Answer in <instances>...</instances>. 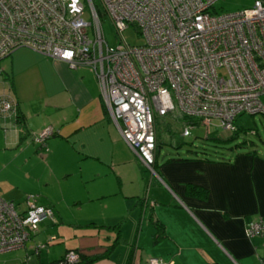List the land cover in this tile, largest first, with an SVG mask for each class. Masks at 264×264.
<instances>
[{
	"label": "crops",
	"instance_id": "0c3cea01",
	"mask_svg": "<svg viewBox=\"0 0 264 264\" xmlns=\"http://www.w3.org/2000/svg\"><path fill=\"white\" fill-rule=\"evenodd\" d=\"M0 64V89L7 88L16 101L15 117L0 124V152H8L11 160L21 158L23 166L34 158L47 170L43 177L25 170V179L31 178L33 191L40 195L36 203L50 207L57 223L73 220L51 193V176L67 181L78 171L82 199L72 202L78 207L88 204L81 221L97 233L107 232L94 246L65 243L53 251L44 242L36 252L41 242L36 243L32 233L18 248L22 254L4 260L29 264L33 254V264H48L72 249L84 255L104 254L91 264H146L148 257L160 258L161 264H258L264 241L246 237L243 230L247 222L264 216V155L235 145L230 152L208 155L191 150V156L159 161L158 147L151 173L122 140L88 67L69 69L62 61L26 48L15 49ZM175 118L164 117L167 137L173 133L170 121L178 122ZM198 124L203 125L193 126ZM46 125L53 134L39 148L45 152L40 157L35 151L25 155L36 146L31 134ZM174 158L183 160H170ZM136 180L144 182L143 188H136ZM188 184L205 194L187 195ZM9 201L22 207L21 196ZM154 220L162 227L159 236Z\"/></svg>",
	"mask_w": 264,
	"mask_h": 264
},
{
	"label": "built area",
	"instance_id": "2783aa9c",
	"mask_svg": "<svg viewBox=\"0 0 264 264\" xmlns=\"http://www.w3.org/2000/svg\"><path fill=\"white\" fill-rule=\"evenodd\" d=\"M215 1L96 0L94 6L91 0H0V61L26 48L69 69L88 67L122 140L154 173V115L176 112L233 132L236 116L264 114L259 99L264 93V0L220 13ZM85 8L90 21L82 17ZM98 12L119 37L113 46L103 38ZM127 28L141 43L123 40ZM15 115V99L1 88L0 124ZM193 125H184L180 134L186 136ZM52 134L46 125L30 139L44 148ZM51 217V208L38 205L32 194L21 208L0 198V253L22 248L37 225ZM243 233L264 241V216L247 222ZM42 246L37 244L35 252ZM78 259L68 250L55 264ZM161 263L146 259V264ZM258 264H264V256Z\"/></svg>",
	"mask_w": 264,
	"mask_h": 264
},
{
	"label": "rangeland",
	"instance_id": "374dc122",
	"mask_svg": "<svg viewBox=\"0 0 264 264\" xmlns=\"http://www.w3.org/2000/svg\"><path fill=\"white\" fill-rule=\"evenodd\" d=\"M252 3L253 0H216L213 3V8L216 13L232 12L250 7ZM82 17L90 21L89 13L86 8ZM100 27L103 38L108 45L113 46L119 41V37L115 34L114 28L107 18H102L100 20ZM121 36L126 43L131 45L139 44L142 41L131 28L124 29ZM259 99L264 106V93L259 96ZM161 121L162 119L158 118V131L160 133V140L162 141L158 148L159 161L169 156H191V150H197L198 152L204 150L208 155L212 153L220 154L230 152L231 148H234L235 145L242 146L243 149L246 150H254L258 154L264 155V114L262 113L253 115L240 114L236 116L233 122L236 128L235 132L222 130L214 124H210L208 127L198 124L189 127L186 136H181L180 134L184 125L171 120L170 125L173 133L170 134V140L162 130L163 123ZM168 142L172 144L177 142L179 146L174 148ZM34 151L39 157L45 152L44 149L39 150L38 145H31L27 149L25 155L32 156V152ZM20 159L21 158L11 160L8 152H0V190L2 192L4 191V193H2L3 197L0 196V198L9 201V199L12 200L13 197L16 198V196H21L23 200L27 194H32L35 196L38 203V196L40 195H38L36 191H33L36 185L32 182L31 178L25 179V170H29L33 172L34 175L40 177L45 176L47 170H45L34 158L30 159L26 166L20 165ZM2 164H4L3 167ZM88 183L89 181H86L85 186H87ZM135 185L136 188H143L144 182L142 181V183H139L136 180ZM49 188L55 198L61 199L59 206L61 210H63L64 215L73 221H62L57 223L55 216L52 214L51 218L40 222L37 225V230L33 232L32 238H34L36 243L41 242L40 244H43L42 247H44L48 242L47 248L56 251L65 246V243L70 246H86L87 244L94 246L97 242H100L107 232L99 230V233H97L98 230L96 231V228L90 227L87 224L83 225V221H81V218L85 216V208L88 204L83 202L80 204V207H78L77 203L72 202L74 199H82L79 198L80 194L83 193V189L78 171L70 175L67 181H62L61 177L51 176ZM49 220H51V222ZM69 223L73 224L71 225ZM55 230H57L59 234L57 237L55 235ZM51 236H55V238L51 240ZM20 251L21 254L24 252L23 250L17 249L0 254V264H15L14 262L22 264L19 260H4L5 258H16V254H20ZM43 251H45V248L42 249L40 253ZM29 257L32 259L29 261V264H33V260H36L35 256L29 254Z\"/></svg>",
	"mask_w": 264,
	"mask_h": 264
},
{
	"label": "trees",
	"instance_id": "16d2710c",
	"mask_svg": "<svg viewBox=\"0 0 264 264\" xmlns=\"http://www.w3.org/2000/svg\"><path fill=\"white\" fill-rule=\"evenodd\" d=\"M91 2L93 3V5L95 6L96 5V0H91ZM98 17L101 16L100 13L98 12ZM101 19V17H99ZM1 72V71H0ZM171 118L174 116L176 117L175 119L178 121V123H181L183 125H186V124H196L197 122L195 120H192L188 117H185L183 115H180L176 112H171V113H168ZM167 114V115H168ZM167 115H164V116H157V115H154L153 116V123H154V129H155V149H154V160H155V157H156V150L157 148L161 145V140H160V136H159V131H158V118L162 119V123H163V132H165L166 130L164 129L166 127V121L164 120V117L167 116ZM167 129V128H166ZM235 132V131H233ZM168 138L170 139V134L168 135ZM216 140H219L217 138H215ZM171 146H173L174 148H176V146L179 144V143H171V142H168ZM183 160L182 158H174V159H170V160ZM153 164H154V161H153ZM154 169V168H153ZM185 193L187 195H193V196H200V195H203L205 194V190L201 189V188H198V186H195V185H191V184H188L185 188ZM153 223L155 224V227H156V236H159L160 235V231H161V225L158 224V222L156 220L153 221ZM108 228H114L113 226L111 227H108ZM68 250H72V249H68ZM66 250V251H68ZM75 251V250H73ZM78 256H79V259H78V262L76 264H91L92 262L102 258L104 256L103 253L101 254H95V255H84V254H81V253H78ZM62 257V256H61ZM60 257V258H61ZM60 258L48 263V264H55Z\"/></svg>",
	"mask_w": 264,
	"mask_h": 264
}]
</instances>
